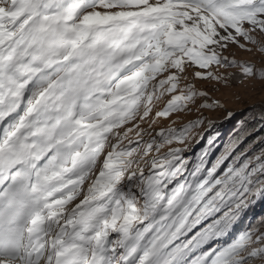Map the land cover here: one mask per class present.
<instances>
[{"label": "snow or ice", "instance_id": "1", "mask_svg": "<svg viewBox=\"0 0 264 264\" xmlns=\"http://www.w3.org/2000/svg\"><path fill=\"white\" fill-rule=\"evenodd\" d=\"M257 85L264 0H0V264H264Z\"/></svg>", "mask_w": 264, "mask_h": 264}, {"label": "rangeland", "instance_id": "2", "mask_svg": "<svg viewBox=\"0 0 264 264\" xmlns=\"http://www.w3.org/2000/svg\"><path fill=\"white\" fill-rule=\"evenodd\" d=\"M236 52V56L241 60H252L257 64L261 61L260 54L256 53H247L237 49H233ZM229 71H237L235 69H229ZM238 91L233 90H222L221 92H214L213 96L220 99L222 102L226 103L227 109L233 112V116L230 119H225L226 112L221 110L212 114L214 120V128L221 133L222 143H227L229 139L234 138L239 135L242 130L245 128L248 131V135L245 138V142L242 147L247 145H252V150L258 152L262 147H264V118L261 117L260 111L251 113V118H249V113L253 105H256L258 108L264 106V92H261L260 86L257 85L256 90L252 94L240 93L241 99L237 100L231 95V92ZM190 118H195V115ZM240 121H244V125H241ZM170 121L161 120L159 126L166 127ZM176 127H180V124H177ZM158 130V128H157ZM211 129H209V132ZM207 132L205 135L207 136ZM205 141H201V145H204ZM200 145H195L192 152L188 155H193L195 152H198ZM251 151L249 154H251ZM250 217L255 219L260 216H264V204H258L251 212ZM247 223V221H245Z\"/></svg>", "mask_w": 264, "mask_h": 264}]
</instances>
